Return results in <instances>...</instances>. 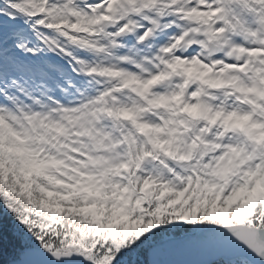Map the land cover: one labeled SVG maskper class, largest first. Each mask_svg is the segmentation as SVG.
I'll use <instances>...</instances> for the list:
<instances>
[{
    "label": "snow or ice",
    "instance_id": "1",
    "mask_svg": "<svg viewBox=\"0 0 264 264\" xmlns=\"http://www.w3.org/2000/svg\"><path fill=\"white\" fill-rule=\"evenodd\" d=\"M0 264H264V0H0Z\"/></svg>",
    "mask_w": 264,
    "mask_h": 264
},
{
    "label": "trees",
    "instance_id": "2",
    "mask_svg": "<svg viewBox=\"0 0 264 264\" xmlns=\"http://www.w3.org/2000/svg\"><path fill=\"white\" fill-rule=\"evenodd\" d=\"M0 209H2V206H0Z\"/></svg>",
    "mask_w": 264,
    "mask_h": 264
}]
</instances>
